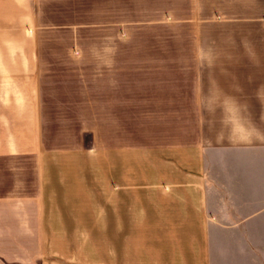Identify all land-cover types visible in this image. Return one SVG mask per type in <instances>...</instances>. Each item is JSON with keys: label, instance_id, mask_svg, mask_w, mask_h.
<instances>
[{"label": "crops", "instance_id": "obj_1", "mask_svg": "<svg viewBox=\"0 0 264 264\" xmlns=\"http://www.w3.org/2000/svg\"><path fill=\"white\" fill-rule=\"evenodd\" d=\"M159 27L190 37L124 42ZM256 148L264 0H0V264H47L56 158L105 156L120 212L139 190L168 195L179 219L207 206L206 152Z\"/></svg>", "mask_w": 264, "mask_h": 264}, {"label": "rangeland", "instance_id": "obj_2", "mask_svg": "<svg viewBox=\"0 0 264 264\" xmlns=\"http://www.w3.org/2000/svg\"><path fill=\"white\" fill-rule=\"evenodd\" d=\"M137 26L123 24L127 31ZM189 37L185 30L170 28V33L124 35V42ZM85 42L97 44L98 38ZM259 152L256 148L253 157L238 158L226 156L233 150L211 152L214 157L206 152L196 182L206 185L201 197L207 206L183 209L179 219L171 217L178 210L169 208L168 195L139 190L126 198L129 212H120L105 156L56 158L46 194L47 264H264V153ZM239 177L248 185L242 192L245 204L235 196ZM212 197L215 205H209Z\"/></svg>", "mask_w": 264, "mask_h": 264}]
</instances>
